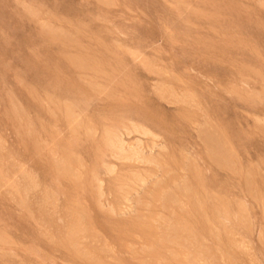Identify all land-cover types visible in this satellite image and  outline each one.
Returning a JSON list of instances; mask_svg holds the SVG:
<instances>
[{"label": "rangeland", "instance_id": "374dc122", "mask_svg": "<svg viewBox=\"0 0 264 264\" xmlns=\"http://www.w3.org/2000/svg\"><path fill=\"white\" fill-rule=\"evenodd\" d=\"M263 198L264 0H0V264H264Z\"/></svg>", "mask_w": 264, "mask_h": 264}, {"label": "bare ground", "instance_id": "6f19581e", "mask_svg": "<svg viewBox=\"0 0 264 264\" xmlns=\"http://www.w3.org/2000/svg\"><path fill=\"white\" fill-rule=\"evenodd\" d=\"M97 1V0H96ZM177 1V0H176ZM97 4V3H96ZM114 6V5H113ZM194 11V10H193ZM179 15V14H178ZM47 27V26H46ZM80 27V26H79ZM82 29V28H81ZM189 29V28H188ZM213 31V30H212ZM77 33V32H76ZM67 34V33H66ZM74 34V33H73ZM223 36V35H222ZM63 37V36H62ZM4 43V42H3ZM76 45H78V44H76ZM115 49V48H114ZM121 49V48H120ZM124 49V48H123ZM75 55V54H74ZM74 55L72 56V57H74ZM70 56V57H71ZM121 56V55H120ZM71 57V58H72ZM77 57H79V56H77ZM77 57H75L76 59H77ZM83 57V56H82ZM119 57V56H118ZM79 58H81V57H79ZM75 59V60H76ZM86 59V58H85ZM59 60V59H58ZM69 60V59H68ZM74 60V61H75ZM78 60V59H77ZM79 61H81L82 62V60L80 59ZM48 63V62H47ZM77 63V62H76ZM83 63H84V61H83ZM74 64H75V62H74ZM73 64V65H74ZM79 64V63H78ZM118 64V63H117ZM27 65V64H26ZM72 65V64H71ZM72 65V66H73ZM84 65V64H83ZM94 65V64H93ZM35 66V65H34ZM75 66V65H74ZM80 66V65H79ZM81 67V66H80ZM79 67V68H80ZM84 67H85V65H84ZM89 68V67H88ZM92 68V67H91ZM99 68V67H98ZM116 68V67H115ZM100 69V68H99ZM94 70H96V69H94ZM112 70V69H111ZM258 70V69H257ZM250 71V70H249ZM88 72V71H87ZM97 73H98V71H96ZM150 72V71H149ZM247 72V71H246ZM254 72V71H253ZM256 72V71H255ZM108 73V72H107ZM253 74V73H252ZM105 75V74H104ZM108 75V74H107ZM256 75V74H255ZM97 76V75H96ZM103 76V75H102ZM261 76V75H260ZM90 77V76H89ZM95 78V77H94ZM186 78V77H185ZM81 80V79H80ZM104 80V79H103ZM110 80V79H109ZM85 81V80H84ZM91 81V80H90ZM91 82H93V81H91ZM95 82V81H94ZM87 83V82H86ZM90 83V82H89ZM95 84V83H94ZM46 85V84H45ZM53 85V84H52ZM86 85V84H85ZM89 85H91V84H89ZM88 85V86H89ZM93 85V84H92ZM92 85L91 86H89V89H90V87H92ZM134 85V84H133ZM230 85V84H229ZM55 87V86H54ZM104 90V89H103ZM95 91V90H94ZM82 92V91H81ZM96 92V91H95ZM166 93V92H165ZM109 95V94H108ZM193 96V95H192ZM196 97V96H195ZM197 98V97H196ZM252 98V97H251ZM176 99V98H175ZM254 99V98H253ZM195 100H197V99H195ZM194 100V101H195ZM243 100V99H242ZM258 100V99H257ZM165 101V100H164ZM12 102V101H11ZM67 102V101H66ZM80 104V103H79ZM56 105H57V103H56ZM59 105V104H58ZM121 105V104H120ZM188 105V104H187ZM63 106V105H62ZM61 107V106H60ZM59 107V108H60ZM65 108V107H64ZM67 108V107H66ZM46 109H48V108H46ZM50 111V110H49ZM69 112V111H68ZM73 116H74V113H73ZM189 116V115H188ZM55 117V116H54ZM66 118V117H65ZM199 118V117H198ZM72 119V118H71ZM66 121V120H65ZM76 121V120H75ZM101 121V120H100ZM71 122V121H70ZM21 123V122H20ZM68 124V123H67ZM66 124V125H67ZM54 125V124H53ZM200 128V127H199ZM70 129V128H69ZM216 129V128H215ZM79 130V129H78ZM85 130V129H84ZM69 131V130H68ZM200 131V130H199ZM70 132V131H69ZM78 132V131H77ZM205 132V131H204ZM204 132H202L201 134H204ZM212 132V131H211ZM218 133V132H217ZM222 134V133H221ZM58 135V134H57ZM61 136V135H60ZM79 136V135H78ZM87 136V135H86ZM91 136V135H90ZM203 136H205V135H203ZM214 136V135H213ZM72 137V136H71ZM205 138H206V136H205ZM212 140V139H211ZM218 140V139H217ZM69 141V140H68ZM81 143V142H80ZM217 143V142H216ZM101 144V143H100ZM214 144H215V142H214ZM213 144V145H214ZM208 145V144H207ZM221 145H223L222 143H221ZM100 147V146H99ZM103 147V146H102ZM215 147V146H214ZM210 148V147H209ZM216 148V147H215ZM214 148V149H215ZM97 149V148H96ZM219 150L218 151H220V148H218ZM226 149V148H225ZM225 149H223L224 150V152H225ZM99 150V149H98ZM206 150V149H205ZM210 150V149H209ZM217 150V149H216ZM228 150V149H227ZM221 151H222V149H221ZM224 152H220L221 154H223ZM99 153V152H98ZM104 153V152H103ZM213 153V152H212ZM226 153V152H225ZM225 153H224V155H225ZM203 154V153H202ZM218 154V153H217ZM232 154V153H231ZM64 155V154H63ZM62 156V155H61ZM103 156V155H102ZM210 156V155H209ZM216 157H218L217 155H215ZM215 156H214V158H215ZM220 156V155H219ZM223 156V155H222ZM221 156V157H222ZM227 156H228V154H227ZM65 157V156H64ZM69 157H70V155H69ZM204 157V156H203ZM220 157V158H221ZM51 158V157H50ZM66 158V157H65ZM71 158V157H70ZM202 158V157H201ZM211 158H212V155H211ZM213 158V159H214ZM219 158V157H218ZM220 158L218 159V160H220ZM72 159V158H71ZM203 159V158H202ZM73 160V159H72ZM71 160V161H72ZM217 160V161H218ZM227 160V159H226ZM162 161V160H161ZM210 161H211V159H210ZM224 162H225V160H223ZM222 161V162H223ZM228 161V160H227ZM62 162V161H61ZM64 162H66V161H64ZM74 162V161H73ZM81 162V161H80ZM173 162V161H172ZM54 163V162H53ZM70 163V162H69ZM76 163V162H75ZM158 163V162H157ZM228 163V162H227ZM227 163L225 162V165H227ZM73 164V163H72ZM81 164V163H80ZM177 164V163H176ZM60 165V164H59ZM59 165H56L57 167L59 166ZM66 165V164H65ZM65 165H63V167H65ZM162 165H163V163H162ZM195 165V164H194ZM238 165V164H237ZM60 166H62V165H60ZM167 168H168V166H166ZM220 167V166H219ZM252 167V166H251ZM55 168V167H54ZM188 168V167H187ZM233 168V167H232ZM258 168V167H257ZM57 169H59V167L57 168ZM61 169H62V167H61ZM64 169V171H65V168H63ZM161 169V168H160ZM171 169V168H170ZM201 169V168H200ZM251 169V168H250ZM166 170V169H165ZM61 172H62V170H60ZM177 171V170H176ZM57 172V171H56ZM67 172V171H66ZM66 172H65V175H66ZM69 172H70V170H69ZM170 172V171H169ZM255 173V172H254ZM50 174V173H49ZM59 174V173H58ZM257 174V173H256ZM52 175V174H51ZM60 175V174H59ZM62 175H63V173H62ZM147 175V174H146ZM260 175V174H259ZM56 176V175H55ZM67 176H70V175H67ZM135 176V175H134ZM174 176H176V175H174ZM262 176V175H261ZM139 177V176H138ZM137 177V178H138ZM245 177V176H244ZM51 178V177H50ZM68 178H71L72 179V175L70 176V177H68ZM77 178V177H76ZM127 178V177H126ZM134 178V177H133ZM140 178V177H139ZM171 178H173V177H171ZM176 178V177H175ZM144 179V178H143ZM174 179V178H173ZM246 179V178H245ZM77 180V179H76ZM138 180V179H137ZM140 180V179H139ZM138 180V181H139ZM70 181V180H69ZM73 183H74V178H73ZM129 181V180H128ZM172 181H174V180H172ZM35 182V181H34ZM181 182V181H180ZM247 182V181H246ZM76 183V182H75ZM140 183H141V180H140ZM78 184V183H77ZM81 184V183H80ZM122 184V183H121ZM158 184V183H157ZM201 184V183H200ZM79 185V184H78ZM183 185V184H182ZM52 186V185H51ZM120 187V186H119ZM182 187V186H181ZM200 187H202V186H200ZM159 188H160V186H159ZM184 188V187H183ZM56 189V188H55ZM74 189H76V187H74ZM166 189V188H165ZM177 189H178V187H177ZM79 190V189H78ZM183 190V189H182ZM191 190V189H190ZM220 190V189H219ZM75 191V190H74ZM132 191V190H131ZM188 191V190H187ZM247 191V190H246ZM254 191V190H253ZM151 192V191H150ZM160 192V191H159ZM184 192H185V190H184ZM187 193V192H186ZM185 193V194H186ZM205 193V192H204ZM253 193V192H252ZM156 194V193H155ZM194 194V193H193ZM208 194V193H207ZM233 194V193H232ZM55 195V194H54ZM170 195V194H169ZM173 195V194H172ZM175 195V194H174ZM173 195V196H174ZM189 195V194H188ZM253 195V194H252ZM57 196V195H56ZM161 196H163V194L161 195ZM213 196H214V194H213ZM216 196V195H215ZM167 197V196H166ZM175 197V196H174ZM173 197V199H175ZM194 197V196H193ZM218 197V196H217ZM262 197V196H261ZM189 198V197H188ZM254 198V197H253ZM150 200H151V198H149ZM154 199V198H153ZM152 199V200H153ZM168 199V198H167ZM171 199V198H170ZM180 199V198H179ZM184 199V198H183ZM220 199V198H219ZM264 199V198H263ZM187 200V199H186ZM189 200V199H188ZM254 200V199H253ZM125 201H126V199H125ZM195 201H196V199H195ZM199 201V200H198ZM197 201V202H198ZM255 201V200H254ZM261 201H263V200H261ZM171 202H173V201H171ZM149 203V202H148ZM181 203V202H180ZM222 203V202H221ZM227 203V202H226ZM145 204V203H144ZM173 204V203H172ZM179 204V203H178ZM198 204V203H197ZM219 204V203H218ZM180 205V204H179ZM195 205H196V202H195ZM194 205V206H195ZM199 205H201V204H199ZM204 205V204H203ZM264 205V204H263ZM181 206V205H180ZM189 206V205H188ZM123 207H125V206H123ZM151 207V206H150ZM183 207V206H182ZM200 206H198V208H199ZM70 208V207H69ZM77 208V207H76ZM79 208V207H78ZM197 208V209H198ZM216 208V207H215ZM226 208V207H225ZM237 208H238V206H237ZM263 208V207H262ZM201 209V208H200ZM264 209V208H263ZM73 210V209H72ZM124 210V209H123ZM189 210V209H188ZM223 210V209H222ZM172 211V210H171ZM200 211H202V210H200ZM216 211H217V209H216ZM77 212V211H76ZM80 212V211H79ZM83 212V211H82ZM78 213V212H77ZM145 213V212H144ZM244 213V212H243ZM242 213V214H243ZM155 214V213H154ZM169 214V213H168ZM77 216V215H76ZM156 216V215H155ZM204 216V215H203ZM238 216V215H237ZM245 217V216H244ZM160 218V217H159ZM166 218H168V217H166ZM204 218V217H203ZM214 218V217H213ZM248 218V217H247ZM76 219H77V217H76ZM169 219V218H168ZM193 219V218H192ZM198 219V218H197ZM204 219H206V218H204ZM203 219V220H204ZM156 220V219H155ZM164 220H165V217H164ZM239 220V219H238ZM85 221V220H84ZM152 221V220H151ZM171 221V220H170ZM195 221V220H194ZM246 221H248V219L246 220ZM250 221V220H249ZM82 222V221H81ZM153 222V221H152ZM155 222V221H154ZM234 222V221H233ZM242 222V221H241ZM240 222V223H241ZM76 223V222H75ZM146 223V222H145ZM182 223V222H181ZM207 223V222H206ZM235 223V222H234ZM77 224V223H76ZM82 224V223H81ZM183 224V223H182ZM80 225V224H79ZM83 225H84V222H83ZM159 225V224H158ZM174 225V224H173ZM179 225V224H178ZM243 225V224H242ZM157 226V225H156ZM78 227V225L76 226V228ZM125 227V226H124ZM142 227V226H141ZM155 227V226H154ZM153 227V228H154ZM178 227V226H177ZM75 228V229H76ZM80 228H81V226H80ZM126 228V227H125ZM180 228V227H179ZM188 228V227H187ZM190 228V227H189ZM196 228V227H195ZM214 228V227H213ZM74 229V230H75ZM143 229V228H142ZM147 229V228H146ZM155 229V228H154ZM77 230H79L78 228H77ZM77 230H75L76 231V233H77ZM151 230V229H150ZM174 229H172V231H173ZM179 230V229H178ZM177 230V233L180 231H178ZM184 230V229H183ZM182 230V231H183ZM186 230V233H187V229H185ZM224 230V229H223ZM70 231V230H69ZM75 231H73V233L75 232ZM140 231H141V229H140ZM147 231V230H146ZM156 231V230H155ZM226 231V230H225ZM82 232V231H81ZM144 232V231H143ZM148 232V231H147ZM150 232V231H149ZM181 232V231H180ZM190 232V231H189ZM188 232V233H189ZM211 232V231H210ZM214 232V231H213ZM182 233H184V232H182ZM229 233V232H228ZM75 234V233H74ZM80 234V233H79ZM85 234V233H84ZM154 234V233H153ZM172 234V233H171ZM174 234H176V233H174ZM181 234V233H180ZM180 234H178V236L180 235ZM214 234H217V233H214ZM222 234H224V232L222 233ZM83 235V234H82ZM173 235V234H172ZM183 235H186V234H183ZM198 235H200V234H198ZM71 236V235H70ZM138 236V235H137ZM182 236V235H181ZM193 236V235H192ZM197 236V235H196ZM220 236V235H219ZM229 236V235H228ZM75 236H73V238H74ZM125 237V236H124ZM159 237V236H158ZM174 237H177V235H174ZM187 237V236H186ZM191 237V236H190ZM190 237H189V239H190ZM232 237V236H231ZM262 237V236H261ZM62 238V237H61ZM71 238H72V236H71ZM73 238H72V240H73ZM137 239H138V237H136ZM142 238H144V237H142ZM163 238V237H162ZM78 239V238H77ZM81 239V238H80ZM79 239V240H80ZM148 239H150V238H148ZM156 239V238H155ZM181 239V238H180ZM184 239V238H183ZM202 239V238H201ZM217 239V238H216ZM69 240H71L70 238H69ZM173 240V239H172ZM172 240H170V241H172ZM175 240H176V238H175ZM190 240H192V239H190ZM230 240V239H229ZM75 241V240H74ZM78 241V240H77ZM81 241V240H80ZM141 241V240H140ZM217 241V240H216ZM235 241H237V240H235ZM242 241V240H241ZM70 242H72V241H70ZM87 242V241H86ZM93 242V241H92ZM165 242V241H164ZM183 242V241H182ZM233 242V241H232ZM77 243V242H76ZM152 243V242H151ZM185 243V242H184ZM190 242H188L187 244H189ZM227 243V242H226ZM230 243V242H229ZM244 243V242H243ZM71 244V243H70ZM74 244V243H73ZM147 244V243H146ZM163 244V243H162ZM168 244H170V243H168ZM198 245L200 244V243H197ZM206 244V243H205ZM231 244V243H230ZM63 245V244H62ZM104 245V244H103ZM126 245H128V244H126ZM211 245V244H210ZM226 245V244H225ZM67 246H68V243H67ZM70 246V245H69ZM74 246V245H73ZM79 246V245H78ZM193 246V245H192ZM201 246V245H200ZM200 246H199V248H200ZM221 246V245H220ZM222 246H224V244L222 245ZM77 247V246H76ZM82 247V246H81ZM155 247V246H154ZM189 247H190V245H189ZM195 247V246H194ZM232 247V246H231ZM236 247V246H235ZM238 247V246H237ZM73 248V247H72ZM78 248V247H77ZM77 248H76V250H77ZM90 248H91V246H90ZM98 248V247H97ZM143 248H145V247H143ZM214 248V247H213ZM223 248V247H222ZM264 248V247H263ZM99 249V248H98ZM193 249V248H192ZM198 249V248H197ZM211 249V248H210ZM216 249V248H215ZM75 250V251H76ZM93 250V249H92ZM96 250V249H95ZM200 250V249H199ZM214 250V249H213ZM94 251V250H93ZM163 251V250H162ZM197 251V250H196ZM219 251V250H218ZM236 251V250H235ZM78 252V251H77ZM84 252V251H83ZM172 252V251H171ZM192 252V251H191ZM191 252H190V254H191ZM200 252V251H199ZM202 252V251H201ZM206 252H207V250H206ZM79 253V252H78ZM89 253V252H88ZM197 253V252H196ZM209 253V252H208ZM207 253V254H208ZM219 253V252H218ZM83 254V253H82ZM149 254V253H148ZM203 254V253H202ZM204 254H205V252H204ZM220 254V253H219ZM239 254V253H238ZM77 255H79V254H77ZM80 255H81V253H80ZM179 255V254H178ZM187 255V254H186ZM196 255V254H195ZM215 255V254H214ZM76 256V255H75ZM87 256V255H86ZM94 256V255H93ZM137 256V255H136ZM188 256V255H187ZM200 256V255H199ZM208 256V255H207ZM206 256V257H207ZM211 256V255H210ZM85 257V256H84ZM89 257H90V255H89ZM99 257V256H98ZM184 257V256H183ZM212 257H213V255H212ZM82 258H83V256H82ZM93 258V257H92ZM189 258H191V256H189ZM208 258V257H207ZM234 258V257H233ZM240 258H242V257H240ZM94 259H96V258H94ZM99 259V258H98ZM184 259H185V257H184ZM227 259V258H226ZM236 259V258H235ZM192 260H195V259H192ZM229 260H230V257H229ZM232 260V259H231ZM83 261V260H82ZM87 261V260H86ZM142 261V260H141ZM236 261V260H235ZM91 262V261H90ZM96 262H97V260H96ZM138 262H140L139 260H138ZM145 262V261H144ZM148 262V261H147ZM173 262V261H172ZM189 262H191V261H188V264H189ZM92 263V262H91ZM95 263V262H94ZM115 263V262H114ZM166 263V262H165ZM96 264V263H95ZM156 264V263H155ZM234 264V263H233Z\"/></svg>", "mask_w": 264, "mask_h": 264}]
</instances>
